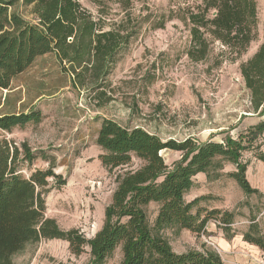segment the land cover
<instances>
[{"label": "trees", "instance_id": "obj_1", "mask_svg": "<svg viewBox=\"0 0 264 264\" xmlns=\"http://www.w3.org/2000/svg\"><path fill=\"white\" fill-rule=\"evenodd\" d=\"M94 17L78 0H0V90H8L15 78L45 55L54 54L62 70L72 75V86L89 87L98 106L111 101L103 85L118 56L136 33L130 12L133 0H95ZM107 2L124 13L119 21L109 22ZM177 13L188 33L184 54L190 62L206 61L215 47L226 60L237 61L256 38V0H180ZM22 9V10H21ZM21 10V11H20ZM31 16L26 19L23 11ZM173 12L169 11V17ZM165 16L158 18L162 28ZM244 88L249 92L253 113L264 114V36L250 58L239 65ZM35 111L0 116V130L38 124ZM94 144L101 153L98 160L107 172L115 171V188L104 208L103 224L86 239L77 229L62 230L54 219L45 216V196L52 188L66 184L55 172V159L44 151H32L26 142L18 148L0 141V264H13V257L26 245L57 239L68 244L75 256L88 250L87 264H106L116 250L119 264H223L218 252L206 245L182 254L173 252L165 236L167 230H185L196 237L208 235L210 219L218 222L227 239L234 215L199 206L206 197L186 199L196 189V179L217 180L224 166L234 171L232 179L244 195L260 193L247 179L252 153L264 164V120L236 138L222 142L199 143L192 138L166 140L139 128H128L109 119L100 122ZM179 154L168 166L163 151ZM40 158L45 169H34L25 177L20 166L31 167ZM134 166V167H133ZM50 180V181H49ZM51 182V183H50ZM156 205L152 222L148 207ZM242 241L264 252V235L256 223L240 235Z\"/></svg>", "mask_w": 264, "mask_h": 264}, {"label": "rangeland", "instance_id": "obj_2", "mask_svg": "<svg viewBox=\"0 0 264 264\" xmlns=\"http://www.w3.org/2000/svg\"><path fill=\"white\" fill-rule=\"evenodd\" d=\"M78 2L94 17L98 15L95 0ZM256 3V38L237 61L226 60L215 47L206 61L190 62L184 54L188 33L177 13L178 7H183L180 0H133L128 13L136 33L119 54L102 88L111 97L110 102L99 107L91 88L72 86L71 73L61 69L54 54L38 58L8 90H0V116L35 111L42 118L38 124L16 126L9 132L0 130V141L18 148L26 142L32 151H44L55 159V172L66 180L64 186L46 194L47 218L54 219L62 230L77 229L86 239L100 230L104 208L116 185L115 171L109 173L102 168L97 158L101 151L94 144L103 119L123 127L142 128L163 141L192 138L199 143H220L226 136L236 138L264 120V114L251 110L249 92L239 73L240 63L251 57L264 36V0ZM105 11L109 22L119 21L124 15L112 2L106 3ZM169 11L173 12L170 17ZM22 14L31 18L26 10ZM162 15L164 25L158 28ZM162 157L168 166L180 158L169 150L163 151ZM242 159L248 162L246 179L259 195H244L226 176L234 171L226 164L215 181L205 182L204 176H199L197 188L186 196L190 200L203 195L206 198L200 207L232 213L231 228L238 239L251 223H256L264 235V164L249 152ZM46 167L47 163L38 158L31 167L21 165L20 172L28 177L34 169ZM155 210V204L148 207L150 222ZM214 222L210 219L207 228H218ZM175 231L166 232L174 235ZM208 236H200L197 248L201 249V243L212 248L205 243ZM181 241L193 240L188 237ZM245 251L250 255L248 264H264V252L257 247ZM120 259L116 250L106 264H119ZM88 260L87 249L75 256L66 242L52 239L26 245L13 257V264H87Z\"/></svg>", "mask_w": 264, "mask_h": 264}, {"label": "crops", "instance_id": "obj_3", "mask_svg": "<svg viewBox=\"0 0 264 264\" xmlns=\"http://www.w3.org/2000/svg\"><path fill=\"white\" fill-rule=\"evenodd\" d=\"M206 231L209 232L208 240L214 244L215 248L217 249V252L219 256L221 257V260L223 264H248L250 259H248L247 251H245V248L247 249H253L255 246L249 245L242 241V237L238 239L235 235L231 239H227L223 233V231L219 228H207ZM175 231L174 235L170 234L168 235L167 232L165 233L166 238L169 240L170 246L173 250V252L177 254L185 253L189 250H200L197 248V241L200 239V237H195L191 233L181 230L180 234H178ZM211 233V235H210ZM178 234V235H177ZM170 236V237H169ZM180 237V238H177ZM190 238L192 239V243H187L181 241L184 238ZM196 243V244H195ZM203 245V243H201ZM241 246H243L241 248Z\"/></svg>", "mask_w": 264, "mask_h": 264}, {"label": "built area", "instance_id": "obj_4", "mask_svg": "<svg viewBox=\"0 0 264 264\" xmlns=\"http://www.w3.org/2000/svg\"><path fill=\"white\" fill-rule=\"evenodd\" d=\"M215 224H213L214 226L218 225V222H214ZM205 243H207L208 245H210L213 249H215L217 251V249L215 248L214 244L211 243L209 240H206Z\"/></svg>", "mask_w": 264, "mask_h": 264}]
</instances>
